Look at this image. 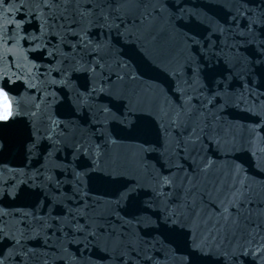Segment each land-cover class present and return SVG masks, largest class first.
<instances>
[{"label": "snow or ice", "instance_id": "obj_1", "mask_svg": "<svg viewBox=\"0 0 264 264\" xmlns=\"http://www.w3.org/2000/svg\"><path fill=\"white\" fill-rule=\"evenodd\" d=\"M187 2L0 0V128L27 121L45 171L61 145L84 161L29 178L54 193L39 214L9 228L0 208V264H177L180 248L178 264H264V0H208L222 20ZM153 71L171 86L129 92ZM230 105L257 119L222 144ZM114 126L156 139L113 158ZM228 143L254 171L227 163Z\"/></svg>", "mask_w": 264, "mask_h": 264}, {"label": "water", "instance_id": "obj_2", "mask_svg": "<svg viewBox=\"0 0 264 264\" xmlns=\"http://www.w3.org/2000/svg\"><path fill=\"white\" fill-rule=\"evenodd\" d=\"M193 6H195V8L198 10L209 12V14H216L221 18V20L223 19V13H221L218 10L216 5L209 4L208 0H188L187 4L185 5V7L187 8H193ZM249 6L254 7L255 5L250 4ZM221 40H222V43L220 47L223 48L224 57H230L231 52L229 51V48L225 47L224 45L227 44L231 46L234 43L232 36L228 32H225ZM159 43L163 45L164 43L163 39H161ZM131 46H132L131 44L126 45V47H131ZM232 51H235V49H232ZM213 67H215L216 70H222L220 64H217L216 59L213 58L209 67L207 69H204V72L212 71ZM236 83L239 84L240 81L237 80ZM255 83L256 81L254 80V85ZM145 84L154 85L158 91H163L171 86L170 81L164 76L163 73L153 71V72H147L143 80L137 82L136 84H130L127 87H128L129 92H131L133 88H136L137 90H139L142 87V85H145ZM117 87H120V86L117 85ZM256 91L257 92L264 91V89H257ZM255 95H256V92L253 93V96ZM251 103L252 102L249 101V106H251ZM258 103L259 102H257V104ZM241 107L243 108V105ZM255 119H257V117L250 116L246 111H242L230 105L228 109L225 111V113L223 114L222 128L220 131V135L222 138V144L225 139L230 140L233 135H236L237 138H239V132H240L241 125H244L245 127H250L251 122ZM229 129H231V131H229ZM79 131H83V129H80ZM79 131L77 133L78 135H79ZM113 134L123 137L122 133L116 132L115 126H114ZM244 134L245 136H247V132H245ZM85 135L87 136V133H85ZM145 139H150L154 141L156 137L155 135H152L151 137H138L135 139L123 137L119 139L116 144L109 145L108 153L113 158L117 156L122 157L126 152H128L131 149H137V148L145 146L142 144V141ZM258 146L264 147V144H258ZM58 148H59V151L54 154L56 161L58 163V166L64 167L67 169V172H65L62 175V178L63 180L65 179V177L70 179L73 169L78 164L84 163V161L74 159L72 150L70 148L64 147L62 145L58 146ZM224 150L230 153V157L227 161L228 164L243 165L245 168L248 169V171L250 172L254 171L253 166H252L251 156L247 152L240 151L239 144H237L234 154H233V146L231 143L224 145ZM205 151L207 152L209 156L218 157L219 161L221 162V166H223L224 156L222 152L217 151L216 145L214 143L210 146L205 145ZM65 186L70 187V185H65ZM101 199H104V198L101 197ZM184 251H185L184 248H180L178 250V255L176 258L177 264L180 259L179 253H183ZM204 259H205L206 264H213L214 258H204Z\"/></svg>", "mask_w": 264, "mask_h": 264}]
</instances>
